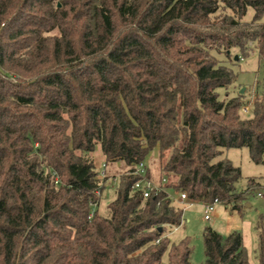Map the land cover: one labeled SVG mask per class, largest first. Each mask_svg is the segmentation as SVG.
I'll return each instance as SVG.
<instances>
[{"label":"trees","instance_id":"1","mask_svg":"<svg viewBox=\"0 0 264 264\" xmlns=\"http://www.w3.org/2000/svg\"><path fill=\"white\" fill-rule=\"evenodd\" d=\"M263 17L264 0H0V264H194L169 190L241 211L264 187L222 157L264 165V94L221 100L236 76L216 57L264 61ZM156 148L147 177L167 182L145 198L134 172ZM203 238L204 264H251L242 233Z\"/></svg>","mask_w":264,"mask_h":264},{"label":"rangeland","instance_id":"2","mask_svg":"<svg viewBox=\"0 0 264 264\" xmlns=\"http://www.w3.org/2000/svg\"><path fill=\"white\" fill-rule=\"evenodd\" d=\"M254 17V11L249 9L245 21L250 22ZM264 23V17L262 19ZM234 53L236 57L237 54ZM216 57L227 65L236 76L234 83L228 89H220L219 94L221 100L232 98L243 94L245 102H252L259 95L264 94V61H260L258 52L254 50L246 58L231 64L225 55H216ZM244 90V93H242ZM244 114V113H243ZM245 115V114H244ZM245 116H250L245 115ZM98 167L105 163L100 147L92 155ZM223 158L230 159L236 166L242 170V179L239 182V188H244L250 177H256L261 180L264 186V165H256L250 159L249 151L243 149L224 150ZM158 158V148L151 151L146 157L145 163L152 170L156 169V161ZM111 176H120L127 169L122 167L121 163L109 167ZM117 180H112L104 190L101 202L100 212L102 214L109 213V204L116 197ZM257 193L264 195V187L259 189ZM169 194L174 204L184 210L183 224L172 230L169 238L172 242L178 243L183 239L189 238L193 246L192 261L194 264L205 263V247H204V230L208 227L213 228L224 236L230 235L232 232H240L244 238L245 248L248 252L251 264H260L258 260V226L264 223V196L259 197L257 194L250 196L243 201L241 211H234L226 205H216V214L211 221L204 219V205L200 202L191 201L190 203L180 202L179 194L176 190L170 189ZM168 258L165 255V260Z\"/></svg>","mask_w":264,"mask_h":264},{"label":"built area","instance_id":"3","mask_svg":"<svg viewBox=\"0 0 264 264\" xmlns=\"http://www.w3.org/2000/svg\"><path fill=\"white\" fill-rule=\"evenodd\" d=\"M242 111L245 115H249L251 109L249 106H245V107H243ZM107 171H108V166L105 163L102 164L101 168L99 169V180L101 181V184H100L101 188L103 186L104 181L107 179ZM147 171H148V166L146 165L145 162L136 166V170H135L134 174L140 176L141 179L136 182L133 189L137 192H141L145 198H150L153 194H157L159 191H161L162 187L166 184L167 180L164 179L162 184H160L156 181L150 180L147 177ZM114 180L116 181L117 178H115ZM177 192L179 194L178 200L180 202H184V203H190L191 202L186 193L181 192V191H177ZM96 194L98 196H101V197L103 196V193L101 190L96 191ZM169 196L171 197L170 194H169ZM258 196L263 197L264 195L262 193H258ZM218 204H220L218 201H215L212 204H205V205L203 204L204 205V219H205V221H211L213 219V217L216 214L215 207ZM97 206H98L97 203L93 204V208H96ZM226 207H231V206L227 205Z\"/></svg>","mask_w":264,"mask_h":264},{"label":"water","instance_id":"4","mask_svg":"<svg viewBox=\"0 0 264 264\" xmlns=\"http://www.w3.org/2000/svg\"><path fill=\"white\" fill-rule=\"evenodd\" d=\"M235 60H236V61L239 60V56H238V55L235 57ZM242 93H244V90H242Z\"/></svg>","mask_w":264,"mask_h":264}]
</instances>
